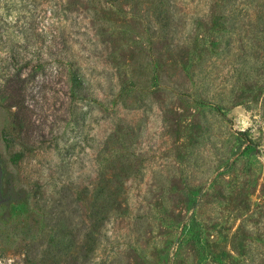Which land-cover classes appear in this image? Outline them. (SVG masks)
Returning <instances> with one entry per match:
<instances>
[{
	"label": "rangeland",
	"instance_id": "374dc122",
	"mask_svg": "<svg viewBox=\"0 0 264 264\" xmlns=\"http://www.w3.org/2000/svg\"><path fill=\"white\" fill-rule=\"evenodd\" d=\"M0 264H264V0H0Z\"/></svg>",
	"mask_w": 264,
	"mask_h": 264
}]
</instances>
